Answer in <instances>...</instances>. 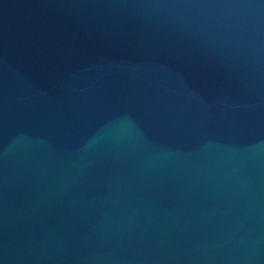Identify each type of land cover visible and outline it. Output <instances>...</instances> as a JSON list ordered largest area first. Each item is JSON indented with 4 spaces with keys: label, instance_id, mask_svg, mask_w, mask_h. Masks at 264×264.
I'll return each mask as SVG.
<instances>
[{
    "label": "water",
    "instance_id": "95a60500",
    "mask_svg": "<svg viewBox=\"0 0 264 264\" xmlns=\"http://www.w3.org/2000/svg\"><path fill=\"white\" fill-rule=\"evenodd\" d=\"M0 264H264V0H0Z\"/></svg>",
    "mask_w": 264,
    "mask_h": 264
}]
</instances>
